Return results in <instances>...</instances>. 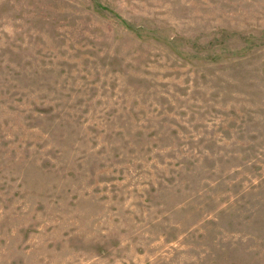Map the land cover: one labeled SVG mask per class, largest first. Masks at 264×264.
<instances>
[{
  "label": "rangeland",
  "instance_id": "374dc122",
  "mask_svg": "<svg viewBox=\"0 0 264 264\" xmlns=\"http://www.w3.org/2000/svg\"><path fill=\"white\" fill-rule=\"evenodd\" d=\"M0 264H264V0H0Z\"/></svg>",
  "mask_w": 264,
  "mask_h": 264
}]
</instances>
